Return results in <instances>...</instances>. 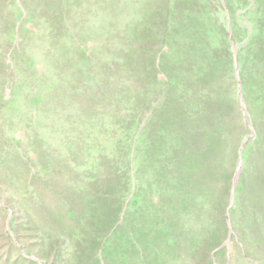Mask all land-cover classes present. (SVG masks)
<instances>
[{"label":"rangeland","instance_id":"1","mask_svg":"<svg viewBox=\"0 0 264 264\" xmlns=\"http://www.w3.org/2000/svg\"><path fill=\"white\" fill-rule=\"evenodd\" d=\"M0 264H264V0H0Z\"/></svg>","mask_w":264,"mask_h":264},{"label":"water","instance_id":"2","mask_svg":"<svg viewBox=\"0 0 264 264\" xmlns=\"http://www.w3.org/2000/svg\"><path fill=\"white\" fill-rule=\"evenodd\" d=\"M233 48L235 50L236 45L233 44ZM235 65L237 66V61H235ZM236 75H237V79H238V83H239V92H238L239 102H240V104L242 106V109L244 111L245 120L247 121L248 125L251 127V124L249 123V120H248V112L246 110L245 103L243 102V99H242L240 75H239V71L238 70H236ZM243 149H244V144H242L240 146L239 150H238L239 156H238V160H237V168H236L235 173H234V176H233L232 189H231V198H230V205L228 207V212L226 214V220H227V224H228V228H229V236L226 239V241L223 244H221V246L219 248H221V247H223V246H225L226 244L229 243L230 235L233 232L232 226H231V221H230L229 209H230V206L234 202L235 189L237 187V184H238V181H239V176H240L241 171H242V165H243ZM10 232H11V234H13L12 231H10ZM17 244L20 245L19 242H17ZM22 251H23V253H25V250L24 249H22ZM32 258L35 259V257H32Z\"/></svg>","mask_w":264,"mask_h":264}]
</instances>
